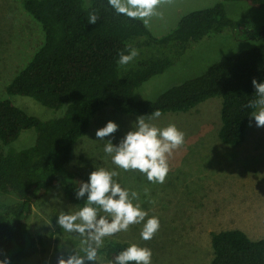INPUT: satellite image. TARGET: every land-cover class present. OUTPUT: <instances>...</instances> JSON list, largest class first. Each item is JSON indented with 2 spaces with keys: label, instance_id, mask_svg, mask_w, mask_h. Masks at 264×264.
Masks as SVG:
<instances>
[{
  "label": "trees",
  "instance_id": "1",
  "mask_svg": "<svg viewBox=\"0 0 264 264\" xmlns=\"http://www.w3.org/2000/svg\"><path fill=\"white\" fill-rule=\"evenodd\" d=\"M244 1L264 7V0ZM23 6L41 23L44 41L6 85V92L31 96L49 108L63 109V114L42 119L10 98H0L3 145L10 146L23 130L36 132L29 146L0 152V260L12 264L38 251L41 235L31 234L28 218L34 204L53 188L84 206L87 196L78 199L76 191L90 174L73 170L69 164L76 143L89 132L96 114L106 108L151 116L156 110L186 112L220 96L221 141L236 146L245 140L250 114L255 111L248 105L257 98L252 81L264 83L263 24L231 18L225 2L219 1L183 15L175 28L157 37L143 21L117 14L108 0H23ZM93 11L99 16L96 24L89 23ZM225 31L237 39L258 42L224 54L201 74L168 87L155 99L135 98L138 87L165 72L192 43ZM127 46L139 54L122 66L119 54H128ZM9 196L14 201L5 200ZM131 245L112 239L100 252L107 264H115V257ZM211 245L210 264H264V237L252 239L242 229L213 232Z\"/></svg>",
  "mask_w": 264,
  "mask_h": 264
},
{
  "label": "rangeland",
  "instance_id": "2",
  "mask_svg": "<svg viewBox=\"0 0 264 264\" xmlns=\"http://www.w3.org/2000/svg\"><path fill=\"white\" fill-rule=\"evenodd\" d=\"M89 0H86L88 2ZM224 1L227 14L237 20L264 25V7H254L244 0H173L158 10L147 27L154 36H162L176 27L181 17L192 10L210 7ZM44 41L41 23L23 6V0H0V98L42 119L57 117L63 109L49 108L31 96L9 95L6 85L22 69ZM255 38L237 39L229 31L214 34L192 43L185 53L165 72L144 82L135 91L137 99H155L168 87L204 72L224 54L255 45ZM222 98L210 97L186 112H167L158 118L145 116L146 122L159 128L169 124L185 133V142L168 157L169 172L163 184L148 181L138 170L125 171L104 152L107 140L116 145L132 129L139 115L106 108L93 118L89 132L75 145L69 168L91 174L96 168L117 173L113 179L122 188L136 192L141 209L148 213L145 221L158 217L160 228L151 240H143V223L127 231L105 237L125 240L152 250L151 264H210L213 257L211 234L224 229H242L252 239L264 237V127H257L252 117L245 140L236 146L219 137ZM114 121L119 128L105 140L96 131ZM33 129L23 130L10 146L0 141V152L8 147L21 149L35 140ZM114 137V138H113ZM5 200L14 201L13 196ZM81 207L67 200L60 188H53L38 200L28 218L32 235H41L38 251L12 264H58L79 252L84 255L85 237L64 231L57 220L61 211L76 212ZM99 215L106 213L100 211ZM98 249L97 261L85 264H107Z\"/></svg>",
  "mask_w": 264,
  "mask_h": 264
},
{
  "label": "clouds",
  "instance_id": "3",
  "mask_svg": "<svg viewBox=\"0 0 264 264\" xmlns=\"http://www.w3.org/2000/svg\"><path fill=\"white\" fill-rule=\"evenodd\" d=\"M109 5L117 14L129 19L143 21L145 27L150 25L154 16L163 17L158 9L162 5L173 3V0H108ZM99 16L95 11L89 13V23L96 24ZM127 53L119 54V65H128L139 53L138 50L127 46ZM256 89V99L249 102L248 107L255 109L250 114L254 117L257 127H264V83L253 79ZM161 112L156 110L151 118H158ZM119 126L114 121H108L105 127L96 131L99 140H105L117 132ZM114 138V137H113ZM185 142V133L175 124L159 128L146 122L145 116H139L133 123L132 129L116 145L107 140L104 152L112 156V162L119 168L138 170L145 174L148 181L163 184L169 172L168 157L173 150L180 148ZM117 173L103 167L91 172L88 182H80L76 191L78 199L87 196L84 206L72 213L61 211L57 223L69 233H78L85 237L84 255L79 252L67 258L61 255L58 264H85V261H97L98 249L103 245L105 237L121 231H127L130 225L145 221L148 213L141 209L136 192L129 193L122 188L113 177ZM102 211L107 215L101 216ZM160 228L158 217H151L143 223L141 238L151 240ZM152 250L132 244L115 257V264H151ZM0 264H10L8 259L0 260Z\"/></svg>",
  "mask_w": 264,
  "mask_h": 264
}]
</instances>
